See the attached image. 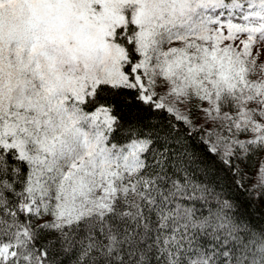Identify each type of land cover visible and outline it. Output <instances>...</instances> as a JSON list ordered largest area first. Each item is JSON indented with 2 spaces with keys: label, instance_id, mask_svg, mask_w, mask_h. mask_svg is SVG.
I'll return each mask as SVG.
<instances>
[{
  "label": "snow or ice",
  "instance_id": "obj_1",
  "mask_svg": "<svg viewBox=\"0 0 264 264\" xmlns=\"http://www.w3.org/2000/svg\"><path fill=\"white\" fill-rule=\"evenodd\" d=\"M0 264H264V0H0Z\"/></svg>",
  "mask_w": 264,
  "mask_h": 264
}]
</instances>
